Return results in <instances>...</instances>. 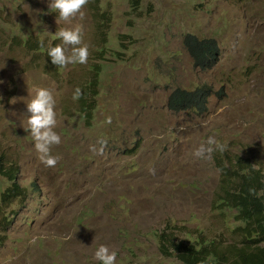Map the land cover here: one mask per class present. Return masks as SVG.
I'll list each match as a JSON object with an SVG mask.
<instances>
[{
    "label": "rangeland",
    "instance_id": "1",
    "mask_svg": "<svg viewBox=\"0 0 264 264\" xmlns=\"http://www.w3.org/2000/svg\"><path fill=\"white\" fill-rule=\"evenodd\" d=\"M134 1L89 0L82 19L57 24L49 0H0V151L26 189L5 200L11 182L0 174V264H101V245L117 264H180L159 254L154 232L167 222L241 242L236 224L213 211L219 150L211 159L194 152L211 136L264 169V0ZM76 24L88 63L58 68L48 50L61 43L58 29ZM187 33L218 42L214 69L194 67ZM203 84L213 89L208 113L168 109L176 88ZM41 87L55 93L62 137L52 168L26 131Z\"/></svg>",
    "mask_w": 264,
    "mask_h": 264
},
{
    "label": "trees",
    "instance_id": "2",
    "mask_svg": "<svg viewBox=\"0 0 264 264\" xmlns=\"http://www.w3.org/2000/svg\"><path fill=\"white\" fill-rule=\"evenodd\" d=\"M137 2L133 3L137 5ZM183 43L196 69L207 72L218 65L221 49L215 39L187 33ZM96 87L92 84L93 93ZM212 96L213 89L206 84L193 90L176 88L168 97L167 107L173 113L192 112L202 116L209 112ZM82 105L86 117L91 118L93 108L86 103ZM215 163L220 183L213 211L236 224L234 231L241 242L208 240L199 230L167 222L154 232L159 254L180 264H264V169L253 156L246 158L224 151L216 152ZM20 173L19 166L9 164L0 151V174L11 182L3 193L5 200L26 195V189L19 182Z\"/></svg>",
    "mask_w": 264,
    "mask_h": 264
},
{
    "label": "clouds",
    "instance_id": "3",
    "mask_svg": "<svg viewBox=\"0 0 264 264\" xmlns=\"http://www.w3.org/2000/svg\"><path fill=\"white\" fill-rule=\"evenodd\" d=\"M89 0H49V9L55 10L58 13L57 24L60 21L71 22L77 17L83 18L84 9L87 7ZM61 43L50 47L48 56L51 58V63L58 68H66L72 64L85 65L90 57V49L88 44L84 42V28L81 24H76L70 28H60L55 33ZM4 81L0 80V84ZM83 95L82 89L77 87L74 91L73 99H79ZM2 99V97H0ZM15 98L11 103L15 104ZM56 97L52 89L37 88L34 97L27 103L28 129L35 141V149L39 153V158L46 167H55L59 162L60 157L51 155L53 146H58L62 143L61 135L55 130L58 125L56 112ZM111 124V117L106 121ZM183 129H181L182 131ZM101 148L99 154H103V149L106 147V141H99ZM96 151L95 147L92 148ZM221 152L226 150V145L219 143L214 137H209L206 144H201L194 152V155L200 159H211L214 151ZM155 174V170H152ZM255 192L254 189H250ZM95 259L101 264H117V252L109 246L101 245L95 251Z\"/></svg>",
    "mask_w": 264,
    "mask_h": 264
}]
</instances>
